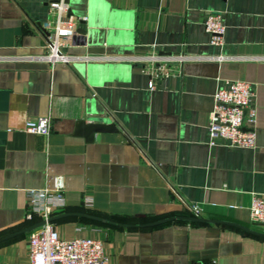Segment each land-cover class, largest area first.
Listing matches in <instances>:
<instances>
[{
  "label": "crops",
  "instance_id": "obj_1",
  "mask_svg": "<svg viewBox=\"0 0 264 264\" xmlns=\"http://www.w3.org/2000/svg\"><path fill=\"white\" fill-rule=\"evenodd\" d=\"M54 1L0 0V264L26 263L25 227L40 219L26 217L27 189L51 187L54 175L62 177L63 204L48 217L84 211L134 224L192 215L196 203L202 217L262 233L182 219L49 220L61 236L98 238L105 264H264V224L248 212L250 193L264 192V0H63L70 25L61 49L76 57L50 63L40 54L53 35ZM209 9L223 16L221 46L202 26ZM151 49L190 58L149 89L132 57ZM221 79L252 84V147L208 143ZM44 114L47 134L23 129ZM80 118L115 129L87 140L73 133Z\"/></svg>",
  "mask_w": 264,
  "mask_h": 264
},
{
  "label": "built area",
  "instance_id": "obj_2",
  "mask_svg": "<svg viewBox=\"0 0 264 264\" xmlns=\"http://www.w3.org/2000/svg\"><path fill=\"white\" fill-rule=\"evenodd\" d=\"M50 7L54 13L51 24L53 35L46 36L44 51L40 57L50 63L55 61L68 63L76 56L61 49L64 43L62 36L70 25L66 5L63 0H57L51 2ZM202 26L209 35V43L218 46L223 44L224 22L221 11L206 10L202 17ZM212 57L220 59L222 55L216 54ZM132 58L141 62L139 68L147 73V87L151 89L155 87L156 80L178 72L182 62L190 58V55L181 51L165 53L151 49ZM252 96L253 88L249 81L218 80L212 93V106L206 124L210 145L216 143L214 139L216 138L229 147L254 146L255 106ZM49 125V115H37L26 119L23 129L32 133L47 134ZM62 187V177L54 175L51 187L27 189L26 217L31 218L36 214L40 219H46L52 206L63 204ZM82 202L89 204L90 196L85 195ZM188 208L192 215H199L196 203L188 205ZM248 212L252 222L264 224V192L250 193ZM106 260L107 256L98 238L61 236L46 220L28 232L25 264H105ZM193 264H215V261H198Z\"/></svg>",
  "mask_w": 264,
  "mask_h": 264
},
{
  "label": "water",
  "instance_id": "obj_3",
  "mask_svg": "<svg viewBox=\"0 0 264 264\" xmlns=\"http://www.w3.org/2000/svg\"><path fill=\"white\" fill-rule=\"evenodd\" d=\"M114 129H115L114 122H108V123L89 122V121H85L84 119L80 118V119H77L74 123L73 133L74 134H82L85 139L89 140L92 138L93 132H95V131H109V130H114ZM65 215H80V216H84V217H88V218H92V219H97V220H100V221H103L106 223L119 224V225H123V226H131V225L147 226V225H153V224L164 222V221L171 220V219H182V220H192V221H210V222L226 223V224L237 226V227L244 229V230L251 232V233L262 234V233L257 232V231H255V230H253V229H251L245 225H242L240 223H237V222H234L231 220L218 219V218H208V217H202L201 215H196V216L195 215H170V216L162 217L159 219H154L151 221H145V222H139V223L133 224V223L116 222V221H113L111 219L96 216L94 214L87 213L84 211H64V212L58 213L54 216H49L46 219H39L38 221H36V222L28 225L27 227H25V229H32V228L42 224L44 222V220L49 221L53 218L65 216Z\"/></svg>",
  "mask_w": 264,
  "mask_h": 264
}]
</instances>
